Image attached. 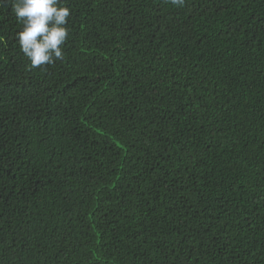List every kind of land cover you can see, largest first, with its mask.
<instances>
[{
  "label": "trees",
  "instance_id": "16d2710c",
  "mask_svg": "<svg viewBox=\"0 0 264 264\" xmlns=\"http://www.w3.org/2000/svg\"><path fill=\"white\" fill-rule=\"evenodd\" d=\"M0 0V264H264V0H59L33 68Z\"/></svg>",
  "mask_w": 264,
  "mask_h": 264
},
{
  "label": "clouds",
  "instance_id": "9594fccd",
  "mask_svg": "<svg viewBox=\"0 0 264 264\" xmlns=\"http://www.w3.org/2000/svg\"><path fill=\"white\" fill-rule=\"evenodd\" d=\"M176 6H182L184 0H170ZM13 11L22 24L17 33L18 43L30 66L39 68L62 60V45L67 39L65 27L70 10L59 6V0H15Z\"/></svg>",
  "mask_w": 264,
  "mask_h": 264
}]
</instances>
